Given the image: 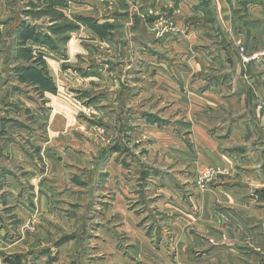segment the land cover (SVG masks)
<instances>
[{
  "label": "crops",
  "instance_id": "obj_1",
  "mask_svg": "<svg viewBox=\"0 0 264 264\" xmlns=\"http://www.w3.org/2000/svg\"><path fill=\"white\" fill-rule=\"evenodd\" d=\"M108 2V10L107 0L60 2L62 12L67 9L72 11L73 16L95 19L94 30L108 24L109 29L105 32L109 36V45L114 51L124 49L125 60H119L115 67L112 59L106 57L90 60L88 55L97 47L102 50L103 45L107 44L97 46L95 41L96 44L87 45L85 41L71 39L63 46L68 49L69 59L66 61L68 67L62 68L59 58L65 55V48H49V52L53 50L54 54L47 55V70L56 81L57 91L46 90L43 98L47 104V111L41 116L46 138L43 137L40 143L45 146L44 155L49 169L45 176L40 177H47L45 179L54 182L55 186L52 192L43 186L37 187V191L31 192L29 198L25 192H5L4 195L0 192V200L5 203L0 204V218L8 215L13 222L16 218L18 220L13 228L6 223H0V264H10L5 261L7 256L12 255V252L20 256L24 253L22 250H28L27 246H31V250L25 252L27 258L19 264H65L64 260H67L66 255L74 239L77 240L78 247L71 250L72 255L81 251L82 233L77 236L67 234L64 230L67 217L62 214L60 218L56 214L58 220L64 223L54 221V210L49 209L52 206L49 201H53L50 199L57 198V195L59 198L67 195L61 188L66 185L68 174L83 169L90 172L80 176L79 186L95 181V175L100 177L105 172L109 174V181L100 190L111 189L115 192L113 205L110 206L111 216L120 214L121 219L125 220V231H128L129 239L135 236L131 243H137L133 245L137 258L133 259L122 250H117L115 231L109 226H99L97 231H102V235L95 233L94 239L91 238L90 241L99 240L111 245L114 249L113 258H118L123 264L135 263V259L140 257V251L145 253L140 257L139 264H264V169L261 166L264 157L261 149H258V143L245 138L248 129L242 115L233 117L228 114L200 113L209 107L239 111V100L242 96L235 92L238 87L231 85V81L238 82L239 78H231L229 73L223 74L219 79L213 76L211 86L202 89L209 77L199 75L200 72L219 71L218 68L222 67L230 70L231 58H224V53L227 50L230 52L233 37L241 41L244 38L248 47L255 37H260L259 43L264 42V0ZM161 18H170L174 27L166 37L158 38L153 28L158 26L155 22ZM84 30L83 33H93L88 28ZM99 34L101 35L100 30ZM137 47L139 54L136 55ZM57 50L58 53L55 52ZM260 55L262 56L258 58ZM263 55L264 49L252 59V65L254 62L256 66L264 65ZM77 56L79 60H73ZM96 57L97 52L94 55ZM119 66L135 67L137 73L131 76L114 73V68ZM109 67L112 70L108 71ZM252 81L260 83L258 76ZM199 89L202 91L198 92ZM61 90L83 98L85 107L82 109L95 114L90 120H103L107 126L105 127H109V132L113 130V126L115 128L119 117L123 121L129 119L132 122L136 116L137 122L133 124L136 129L130 132V140L146 143L147 150L149 141H144V137L141 140L138 136L145 134L148 138L151 135L150 126H153L142 117L145 109H149L150 97L162 94L165 98L172 99L176 107L183 106L182 113L192 120L189 129L195 137L194 151H190L175 133L173 138H169L160 129L158 130L161 131L159 133L162 140L158 137L159 143L166 144L165 148L173 154L183 155L185 161L192 160L191 168L196 173L198 170L216 166L225 170L227 175L208 189L191 183L188 197L179 195L178 192L173 193V204L167 203L173 208V245L166 247L168 250L159 244L157 248L151 247V237L144 234L142 226L137 225L133 216L134 211L127 208L126 201L128 202L133 193L130 173L140 170V157L129 154L126 162L132 166L129 169L126 167L127 170L118 163L122 152L113 151L100 159L97 169H93L95 172L91 171L93 160L95 161L104 146L101 143L102 137H95L90 133L96 125L63 100L61 95L64 92ZM136 100H141V103L138 104ZM196 114L198 117L193 118ZM214 126L220 127L217 134L229 129L228 136L209 133L210 127ZM65 164L68 166H64ZM32 176H38L36 171ZM114 178H118V185ZM123 180L126 181L124 186H119ZM72 189L74 192L84 191L81 188ZM82 195L84 193H77L75 197ZM37 212L40 219L34 233L30 237L18 235L17 231L22 227L21 217L25 220L31 213ZM22 230L21 228L19 232ZM11 233L13 236L9 237ZM223 235L228 238V242H222ZM16 247L21 249L17 252L6 251ZM170 250L172 253L169 256L167 253ZM154 257H157V261L152 259ZM70 259L78 262L76 256ZM92 261L98 259L93 257Z\"/></svg>",
  "mask_w": 264,
  "mask_h": 264
},
{
  "label": "rangeland",
  "instance_id": "obj_2",
  "mask_svg": "<svg viewBox=\"0 0 264 264\" xmlns=\"http://www.w3.org/2000/svg\"><path fill=\"white\" fill-rule=\"evenodd\" d=\"M61 1L65 0H0V192L3 195L5 192H25L27 198H29V195L32 194L31 192H36L40 186H43L47 190L50 189V192L54 190V182L46 180L47 177H45L46 179L40 177L45 176V173L49 169L44 155L45 146L40 143L43 137L46 138V131L42 125L43 119L41 116L47 111V104L43 98H45L44 93L46 90L48 92L49 90L57 91L56 81L52 79L49 70H47V59L49 58L47 55L54 54L53 50L49 52L53 48L51 46H56L57 48L59 46L63 47L71 39L85 41L87 45L94 44L97 41V46H101L103 43L107 45H103L104 48L102 50H100V47H97L99 51L96 49L90 56L88 55L90 60L106 57L112 59L114 67L119 60H125L126 51L124 49L122 51H114L109 45V36L107 37L105 32V30L109 29L108 24L98 26L94 30L95 19H83L73 16L72 11L67 9L62 12L60 7ZM108 5L109 2L107 0V10ZM155 23L158 26L153 29L158 38L166 37V35L173 31L174 24L170 18H161L156 20ZM86 28L93 30L92 35L83 33ZM27 30H31L33 36L24 39L21 34H25L24 31ZM99 30L101 35L99 34ZM259 39L260 37H255V39L251 40L252 42L248 47L244 38L241 41L233 37L234 42L230 44V52L227 50L224 53V58H228V56L231 58L230 70L222 67L218 68L219 71L199 73L200 76L209 77L201 87L202 89L211 86L213 76L219 79L222 78L223 74L229 73L231 78L233 76L239 78L238 82L231 81V85L234 86L235 84L238 87L235 92L242 96L239 100L240 110L233 111L225 108L213 109L209 107L204 111H200V113L206 115H214L215 113L221 115L228 114L233 117L239 114L240 116L242 115L241 117H245L244 122L248 129L245 138L258 143V149H261V155L264 157V65L260 64L256 66V62L253 65V62H251L257 54L263 52L264 42L262 44L259 43ZM63 48H65V55L59 59H61L62 68H67L66 61L69 59L68 49L66 47ZM55 52L58 53V50ZM96 52L97 57L94 58ZM137 54H139L138 47L136 48ZM245 56L250 57L251 60L248 62L244 61L243 58ZM261 56H258V58ZM262 58H264V55ZM73 60H79V57L77 56ZM110 70H112L111 67H109L108 71ZM114 70V73L119 75L129 74L131 76L137 73L136 68L131 66H119V68H114ZM255 76H258L260 83L252 81L253 78L255 79ZM46 78L50 84L43 86L41 81H44ZM231 85L229 84V87L232 88ZM61 91L64 92V90ZM197 91L202 90L199 89ZM61 97L72 105L77 113L84 114L89 121L96 125L90 132L93 136L98 137L101 135L102 137L101 143L104 146L99 151L100 153L95 158V161L93 160L91 171H94V168L97 169L96 167L100 159L102 160L108 153L113 151L122 152L120 153L121 158H119L118 163L124 169H129L132 166V164L126 162L127 156L130 157L129 154L140 157L141 161L139 160L138 165L142 171L130 173L133 180L131 187V192L133 193H131L132 195L128 199V202L126 201L127 208L134 211L133 216L137 220V225L142 226L141 229L145 232L144 234L151 237V247L157 248L159 244L161 247H165V250H168L166 247L173 245V230L171 227L173 208L169 206L173 204V193L178 192L179 195L188 197L190 195L191 183L196 184L202 189H208L220 180L221 177L227 175L225 170L219 169L216 166L208 167L203 171L198 170L196 173L191 168L192 160L185 161L183 155L173 154L171 150L167 147L165 148L166 144L161 145L159 143L158 137L162 140V135L159 131L162 130L165 131L166 137L169 135V138H173V133H175V136L180 138L190 151H194L195 137L193 131L191 132L189 129L192 120L184 112L182 113L183 106L176 107L172 99L165 98L162 94L150 97L149 109H145L142 117L153 126H150L151 135L148 138L145 134L142 137L141 134L138 136L141 140L144 137V141H149V150H147L146 143L143 144L142 141L138 143V140H134L137 136L136 133L134 141L130 140V132L136 129V126L133 125L137 122L136 116L132 122L129 119L123 121L119 117L115 128L113 126V130L109 132V127L106 128L107 126L104 125L103 120H90L95 114L90 113L89 110L85 111L82 109L85 107V100L83 98L77 95L74 96L68 92H64V95H61ZM136 101L138 104L141 103V100ZM142 117L139 116L140 119ZM194 117H198V114ZM181 124H185V126ZM127 125L129 126L127 127ZM227 126L230 125L227 123ZM210 128L209 133L213 135L227 137L229 134V129L217 134L219 126ZM98 131L99 134H97ZM135 165L137 166V164ZM64 166L68 165L65 164ZM261 166L264 169V159ZM35 171L38 176L33 177L32 175ZM89 172L85 169L70 172L68 175L72 180L70 181L67 178L66 185L62 186L64 189L61 186H57L61 188L62 192H66L67 195L64 197L60 196V198L57 195V198L52 197L50 200L53 199V201H49V204H52V206L49 205V209L52 208L54 210L52 217L54 221L62 223L58 220L57 215L60 218L62 214L67 217L65 223L63 222L64 230L68 232L67 234H75L77 236V234L82 233L81 251L78 253L74 251L75 253L72 255L71 250L78 247L77 240L75 241L74 239L73 243L71 242L73 245H70L71 249H69L66 255L67 260H64V263L123 264L118 258H113L114 249L111 248V245L108 246L99 240L90 241L95 233L102 235V231H97V229L101 225H106L115 231V246L117 250H122L124 254H128L133 259L137 256L136 250L133 249V245H137V243H131L135 239V236H131L132 238L130 237V239L127 236L128 231H125V220L121 219L120 214L111 216L112 210L110 208L113 205L112 200L114 199L115 192H112L111 189L100 190V187L105 186L109 181V174L106 172L101 175L99 174L101 178L95 175V181L88 183L86 186H79L80 176L82 177L85 173ZM114 180H116L115 183L118 185V178H114ZM125 182L123 180L119 186H124ZM72 188H81L84 191L74 192ZM77 193H84V195L76 198L75 194ZM0 204L5 203L0 200ZM80 207L84 208L81 209ZM4 216H1L0 223H6V225L12 228L18 223L17 218L14 220V223L10 220V216ZM39 219L38 212L31 213L25 220L21 217V228L23 230L19 232L21 230L19 228L17 234L30 237L34 233ZM12 236L13 233L9 234V237ZM211 241L217 244L214 239H211ZM228 241V238L223 235L222 242ZM21 246L24 247L23 245ZM134 247L136 248V246ZM27 248L31 250V246H27ZM19 249L21 248L17 249L16 247L14 250L8 249L6 251L17 252ZM27 251L22 250L24 253L20 254L19 259H26L27 254L25 252ZM170 251V253L166 252L169 256L172 253V250ZM144 253L145 251H140L138 254L142 257ZM11 254L10 256L17 259L15 257L16 253L12 252ZM75 256L78 262L70 259ZM93 257L98 259V261H92ZM140 257L135 259L136 262L133 264H139ZM152 259L157 261V257Z\"/></svg>",
  "mask_w": 264,
  "mask_h": 264
},
{
  "label": "trees",
  "instance_id": "obj_3",
  "mask_svg": "<svg viewBox=\"0 0 264 264\" xmlns=\"http://www.w3.org/2000/svg\"><path fill=\"white\" fill-rule=\"evenodd\" d=\"M25 34H21L22 37H24V39H28L29 37H32V31L31 30H27L24 31ZM43 83V86L46 84H50L49 80L46 78L44 81H41ZM51 86V85H50ZM52 89V87H50ZM17 259L13 258L12 256H7V258L5 259L6 262L10 263V264H19L21 263V259H19L20 256H15Z\"/></svg>",
  "mask_w": 264,
  "mask_h": 264
},
{
  "label": "built area",
  "instance_id": "obj_4",
  "mask_svg": "<svg viewBox=\"0 0 264 264\" xmlns=\"http://www.w3.org/2000/svg\"><path fill=\"white\" fill-rule=\"evenodd\" d=\"M243 60H244V61H246V62H248V61H250V60H251V58H250V57H248V56H245V57L243 58Z\"/></svg>",
  "mask_w": 264,
  "mask_h": 264
}]
</instances>
